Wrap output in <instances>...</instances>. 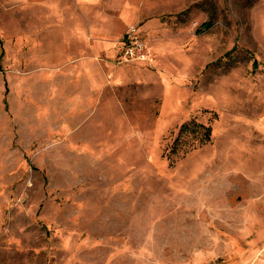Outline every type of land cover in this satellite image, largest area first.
I'll list each match as a JSON object with an SVG mask.
<instances>
[{
  "label": "rangeland",
  "instance_id": "374dc122",
  "mask_svg": "<svg viewBox=\"0 0 264 264\" xmlns=\"http://www.w3.org/2000/svg\"><path fill=\"white\" fill-rule=\"evenodd\" d=\"M23 1L0 0V264H264V0H122L113 40L152 60L97 55L88 93L58 0Z\"/></svg>",
  "mask_w": 264,
  "mask_h": 264
},
{
  "label": "crops",
  "instance_id": "0c3cea01",
  "mask_svg": "<svg viewBox=\"0 0 264 264\" xmlns=\"http://www.w3.org/2000/svg\"><path fill=\"white\" fill-rule=\"evenodd\" d=\"M109 1L110 4L105 0H58L57 10L67 14L68 36L65 43L67 62L57 68H67L66 74L71 77L69 81L74 92L81 90L88 93L95 88L94 77H99L100 73L90 68L91 59L103 54L121 55L124 36L122 35L117 43L113 37L123 32L126 22L137 19V14H130L128 11L122 12L118 20L110 14L106 15L107 10L119 9L117 6L123 4L122 0ZM22 3L34 6L40 4L41 0H24ZM55 45L57 52L58 42ZM79 76L81 84H74Z\"/></svg>",
  "mask_w": 264,
  "mask_h": 264
},
{
  "label": "built area",
  "instance_id": "2783aa9c",
  "mask_svg": "<svg viewBox=\"0 0 264 264\" xmlns=\"http://www.w3.org/2000/svg\"><path fill=\"white\" fill-rule=\"evenodd\" d=\"M123 40L124 47L120 56L124 61L150 62L152 60L151 47L134 28L125 33Z\"/></svg>",
  "mask_w": 264,
  "mask_h": 264
}]
</instances>
